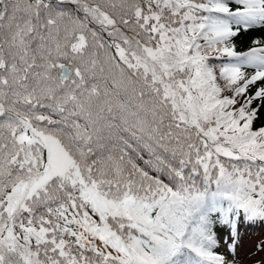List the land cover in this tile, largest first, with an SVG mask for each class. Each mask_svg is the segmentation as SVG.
Wrapping results in <instances>:
<instances>
[{
  "label": "snow or ice",
  "instance_id": "1",
  "mask_svg": "<svg viewBox=\"0 0 264 264\" xmlns=\"http://www.w3.org/2000/svg\"><path fill=\"white\" fill-rule=\"evenodd\" d=\"M257 26L264 0H0V264H238Z\"/></svg>",
  "mask_w": 264,
  "mask_h": 264
},
{
  "label": "rangeland",
  "instance_id": "2",
  "mask_svg": "<svg viewBox=\"0 0 264 264\" xmlns=\"http://www.w3.org/2000/svg\"><path fill=\"white\" fill-rule=\"evenodd\" d=\"M256 234L259 235V233H256ZM259 236L264 237V226H262V233ZM248 241H249V239L245 238L244 242L239 243V246L236 248L237 255H240L242 257V259L240 261L241 264H246L245 262L248 263L250 261L258 260V259H260V257L262 255H264V250L257 252L256 251L257 249L254 250V246H252L253 244H251V243L249 244ZM240 247H241V250H239ZM250 251H253V253H250ZM236 256H235V258H236Z\"/></svg>",
  "mask_w": 264,
  "mask_h": 264
},
{
  "label": "trees",
  "instance_id": "3",
  "mask_svg": "<svg viewBox=\"0 0 264 264\" xmlns=\"http://www.w3.org/2000/svg\"><path fill=\"white\" fill-rule=\"evenodd\" d=\"M253 37H264V27H254L250 29L248 32L243 33L239 39V47L243 48L249 46L250 40Z\"/></svg>",
  "mask_w": 264,
  "mask_h": 264
}]
</instances>
